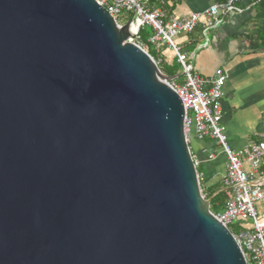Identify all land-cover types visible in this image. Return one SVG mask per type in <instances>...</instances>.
<instances>
[{
    "label": "water",
    "instance_id": "95a60500",
    "mask_svg": "<svg viewBox=\"0 0 264 264\" xmlns=\"http://www.w3.org/2000/svg\"><path fill=\"white\" fill-rule=\"evenodd\" d=\"M132 19L0 0V264H246Z\"/></svg>",
    "mask_w": 264,
    "mask_h": 264
},
{
    "label": "built area",
    "instance_id": "2783aa9c",
    "mask_svg": "<svg viewBox=\"0 0 264 264\" xmlns=\"http://www.w3.org/2000/svg\"><path fill=\"white\" fill-rule=\"evenodd\" d=\"M113 18L118 27L128 23L129 42L148 53L168 45L175 53L181 68L183 85L170 81L169 85L180 98L184 109V133L188 145L192 139L214 141L226 157L222 177L226 203L223 212L214 215L232 233L246 264H264V220L260 218L256 205L264 203V185L254 182V175L264 167V133L261 140L250 143L241 153H234L228 145L226 129L222 125V100L226 76L218 70L207 82L194 72L189 58L180 52L174 39L181 34H191L199 24H204L205 32L217 29L233 12H238L239 0H226L224 4L212 5L201 13L177 18L163 9L149 10L143 0H94ZM146 27L152 34L146 43L139 35ZM155 61V60H154ZM159 66L158 60L155 61ZM213 159V155L210 156ZM196 167L198 166L195 161ZM249 166V171L245 170ZM200 182L203 177L199 175ZM219 221V222H220ZM240 225L236 232L231 226Z\"/></svg>",
    "mask_w": 264,
    "mask_h": 264
},
{
    "label": "crops",
    "instance_id": "0c3cea01",
    "mask_svg": "<svg viewBox=\"0 0 264 264\" xmlns=\"http://www.w3.org/2000/svg\"><path fill=\"white\" fill-rule=\"evenodd\" d=\"M255 2L239 0L236 5L238 12L227 15L215 30L205 32L204 24H199L191 34H181L175 39L180 52L189 58L194 72L203 80L210 82L218 70L224 72L222 125L226 129L228 145L236 154L250 143L261 140L264 133V49L252 50L249 43L257 29L254 22L257 14ZM148 3L149 0H146V7ZM212 5V0H159L157 8L147 9H163L181 18L201 13ZM155 53L159 67L171 66L176 61V55L168 45L160 47ZM179 78L183 80L181 72L171 81L177 84ZM190 149L203 177V193L208 195L217 187L222 191L226 157L218 145L211 140L193 138ZM244 168L249 171L248 165ZM255 181L264 185V167L254 175ZM259 214L264 220V205Z\"/></svg>",
    "mask_w": 264,
    "mask_h": 264
},
{
    "label": "trees",
    "instance_id": "16d2710c",
    "mask_svg": "<svg viewBox=\"0 0 264 264\" xmlns=\"http://www.w3.org/2000/svg\"><path fill=\"white\" fill-rule=\"evenodd\" d=\"M214 4H224L225 0H212ZM255 8H256V27L257 29L254 31L253 35L249 39L250 48L252 50H258V49H264V0H256L255 2ZM152 34V33H151ZM150 33H148L145 29L140 32L139 38L141 42L146 43L147 39L151 36ZM148 54L155 60H158V56L155 53V50L153 47L149 48ZM176 61L171 66H160L161 72L166 75L169 78H173L177 76L181 72L180 66L177 64V58H175ZM206 141V140H205ZM202 188V187H201ZM202 195L205 197V199H211L210 204V211L214 215L219 214L220 212H223L226 198L223 191H220V189L217 187L213 189L208 195L204 194L202 191ZM240 225L237 224V229ZM232 230V229H231ZM233 232V230H232Z\"/></svg>",
    "mask_w": 264,
    "mask_h": 264
},
{
    "label": "rangeland",
    "instance_id": "374dc122",
    "mask_svg": "<svg viewBox=\"0 0 264 264\" xmlns=\"http://www.w3.org/2000/svg\"><path fill=\"white\" fill-rule=\"evenodd\" d=\"M144 2H143V4H145L146 3V0H143ZM158 3H159V0H149V3L147 4V7H153V8H157L158 7ZM127 23V22H126ZM145 30L148 32V33H152V31H151V28H149V27H146L145 28ZM176 39V38H175ZM175 39H174V41H175ZM181 75H182V73H181ZM183 78V77H182ZM177 84L178 85H183V80L182 79H178L177 80ZM245 170H246V168H245ZM264 205V204H263ZM263 205H260V204H257L256 205V210H257V212L258 213H260L261 212V209H262V206ZM260 215V214H259ZM237 225H235V224H233L232 226H231V229L234 231V232H236L237 233V227H236Z\"/></svg>",
    "mask_w": 264,
    "mask_h": 264
}]
</instances>
